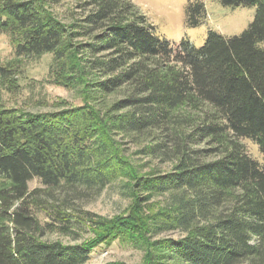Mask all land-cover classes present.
<instances>
[{
  "label": "trees",
  "instance_id": "trees-1",
  "mask_svg": "<svg viewBox=\"0 0 264 264\" xmlns=\"http://www.w3.org/2000/svg\"><path fill=\"white\" fill-rule=\"evenodd\" d=\"M220 1L256 6L249 26L173 47L131 0H0L14 49L0 64V264H86L131 228L83 206L116 181L147 264H264V165L244 142L264 158V0ZM204 16L188 5L189 26ZM45 54L51 82L81 102L3 104ZM158 196L155 212L137 214ZM82 232L93 238L75 241Z\"/></svg>",
  "mask_w": 264,
  "mask_h": 264
},
{
  "label": "rangeland",
  "instance_id": "rangeland-1",
  "mask_svg": "<svg viewBox=\"0 0 264 264\" xmlns=\"http://www.w3.org/2000/svg\"><path fill=\"white\" fill-rule=\"evenodd\" d=\"M137 8L144 13L155 25V33L168 41L173 47L182 39H187L194 46L204 44L210 31H215L229 37L240 34L252 22L256 6L239 5L227 6L220 0H131ZM198 1L203 4L205 16L200 25L191 27L187 24V7L190 3ZM259 45L264 46L263 43ZM13 46L6 33L0 32V64L5 63L14 56ZM52 55L45 54L36 61H30L21 72L19 88L16 91H2L3 104L23 106L30 110L50 108L53 100L63 98L73 104L81 102L80 95L74 89L55 85L49 76V65ZM248 154L260 165H264V158L257 145L251 140H245ZM29 188L41 186L38 179L34 178L28 183ZM126 189L121 181H116L103 189L94 199L85 201L83 206L100 216L116 218L131 224V228L124 229L123 234L110 237L107 244L96 245L90 252L86 264H147L150 246L145 241L141 242L137 235L136 226L140 221L129 217L133 198L127 196ZM162 196L152 198L148 204L139 203L137 214L142 218L155 212L162 203ZM136 203L134 204V206ZM134 214V213H133ZM90 232H82L78 240H90ZM177 237V232L160 234ZM50 239H60L64 242L73 241L70 237L59 234H50ZM130 237V238H129ZM157 237V236H156ZM132 238H135L132 240ZM154 238L150 239L153 240ZM94 240V239H93ZM146 240H149L147 237Z\"/></svg>",
  "mask_w": 264,
  "mask_h": 264
}]
</instances>
